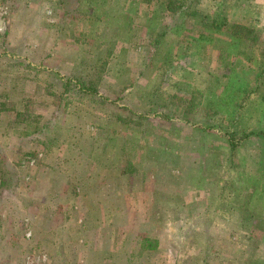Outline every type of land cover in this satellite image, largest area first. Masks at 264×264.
<instances>
[{"label": "rangeland", "instance_id": "obj_1", "mask_svg": "<svg viewBox=\"0 0 264 264\" xmlns=\"http://www.w3.org/2000/svg\"><path fill=\"white\" fill-rule=\"evenodd\" d=\"M263 51L264 0H0V264H264Z\"/></svg>", "mask_w": 264, "mask_h": 264}, {"label": "trees", "instance_id": "obj_2", "mask_svg": "<svg viewBox=\"0 0 264 264\" xmlns=\"http://www.w3.org/2000/svg\"><path fill=\"white\" fill-rule=\"evenodd\" d=\"M261 58H262V61H263V66H264V51L262 52V55H261ZM264 71V67L262 68V72H261V74H260V77H261V75H263V72ZM85 90V89H84ZM85 91H87V89L85 90ZM250 135H253V136H255V137H258V138H262V139H264V131L262 130V131H259V132H251L250 134H249V136ZM231 142V141H230ZM231 144V143H230ZM145 242H146V248H154V246L152 245V243H150L148 240H145ZM154 244V243H153Z\"/></svg>", "mask_w": 264, "mask_h": 264}, {"label": "crops", "instance_id": "obj_3", "mask_svg": "<svg viewBox=\"0 0 264 264\" xmlns=\"http://www.w3.org/2000/svg\"><path fill=\"white\" fill-rule=\"evenodd\" d=\"M206 38H209V37H206ZM199 39H202V42H204L205 44H207V45H204V47L206 46V48H207V46L208 45H210V43H208V41L205 39L204 40V38H203V36H201V37H195L194 39H193V41H197V40H199Z\"/></svg>", "mask_w": 264, "mask_h": 264}]
</instances>
